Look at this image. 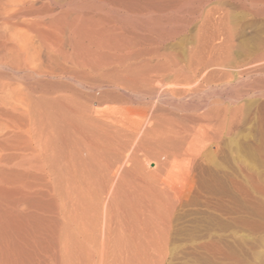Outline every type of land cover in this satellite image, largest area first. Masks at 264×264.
<instances>
[{
    "label": "bare ground",
    "instance_id": "bare-ground-1",
    "mask_svg": "<svg viewBox=\"0 0 264 264\" xmlns=\"http://www.w3.org/2000/svg\"><path fill=\"white\" fill-rule=\"evenodd\" d=\"M209 1L0 0V264H156L212 104L195 94L264 65L231 64L223 6L264 0Z\"/></svg>",
    "mask_w": 264,
    "mask_h": 264
},
{
    "label": "rangeland",
    "instance_id": "rangeland-1",
    "mask_svg": "<svg viewBox=\"0 0 264 264\" xmlns=\"http://www.w3.org/2000/svg\"><path fill=\"white\" fill-rule=\"evenodd\" d=\"M210 1L204 4L205 9L216 6L215 0ZM231 3L224 2L223 6L230 16L229 28L236 34L233 38L234 48H230V51L232 49L230 55L233 58L229 56V62L234 61V63L231 61L233 65L237 61L245 62L250 55L264 47V15L258 17L242 9L237 3ZM197 23L191 25L190 29L194 30ZM260 68L261 73L255 70L251 74H245L246 76L241 74V77L235 74L234 69H227L225 72L228 73L221 78L223 82L216 77L217 85L213 82L211 86H207L208 90L205 89L203 92L201 90L195 94L196 101L207 98L208 102L215 103V106L211 103L209 105L212 109L216 108L213 110V117L209 106L203 108L204 110L200 108L195 111L197 117L198 115L201 117L203 126L205 125L204 131L201 128L202 124L201 129H197L203 134L209 128V132L207 130L209 137L206 136V132L205 138L198 135L200 132H196L195 143L191 142L192 136L188 138L189 142L185 141L189 144L197 143L195 150L190 148V145L194 147V144L188 145V150H193L191 153L189 151V154L199 152L193 166L195 171L192 172L197 178L194 179L193 175L191 190L171 215V229L164 247L165 251L156 254L152 261L159 259L160 264H264V65ZM229 73H232L230 77L234 79L228 80ZM220 82L223 83V87L219 85ZM226 82L230 85H226ZM219 106L224 108V113L219 112L224 114L225 119L219 114L224 123L218 116L217 111H222ZM207 113L211 116H206L211 119L205 117ZM215 116H218L222 123L217 121ZM200 120L197 124L201 123ZM195 123L188 124L190 127L186 128L190 130L193 125L194 127L200 125ZM217 124L219 128H216ZM214 131L217 132L214 134L216 137L212 134L210 137V133H215ZM218 133L219 136L222 135L218 137ZM198 137L205 139L206 142L202 140L200 144ZM208 138H212L213 141L210 143ZM199 146H203V149L199 150ZM204 149L208 152L207 156ZM148 163L149 168L153 167L152 160ZM159 260L157 262H160ZM157 262L155 263L158 264Z\"/></svg>",
    "mask_w": 264,
    "mask_h": 264
}]
</instances>
